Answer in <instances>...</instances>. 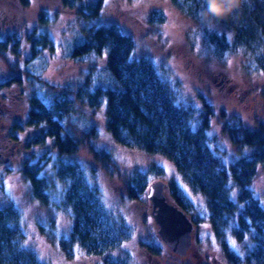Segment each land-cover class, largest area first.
Masks as SVG:
<instances>
[{
  "label": "trees",
  "instance_id": "obj_1",
  "mask_svg": "<svg viewBox=\"0 0 264 264\" xmlns=\"http://www.w3.org/2000/svg\"><path fill=\"white\" fill-rule=\"evenodd\" d=\"M82 1L84 4L79 5L77 13L87 19L98 16L105 6L104 0H61L60 3L76 7ZM169 1L189 20L207 26L200 18V13L207 8L204 0ZM19 2L25 7L29 4L28 0ZM233 2L234 12L216 23L225 26L232 37L213 27L211 32L206 30V39L215 44L219 53L243 49L248 68L264 73V0ZM165 18L161 9L150 12L151 22H162ZM36 27L24 38L0 36V56L5 58L12 43L17 50V45L24 42L31 51L29 58L40 55L51 39L45 33L35 35ZM135 48L134 37L117 23L92 27L90 36L75 48L74 54L107 50V68L121 82V87L91 90L84 86L75 90L76 97L84 102L86 97L92 106L106 100L107 130L117 143L129 149L165 155L174 162L184 182L195 193L206 195L208 214L205 219L222 239L231 264H264V205L253 191L259 169L264 166V121L251 127L241 116L230 117L223 113L220 131L213 133L211 118L215 112L211 104L204 100L200 106L195 102L178 103L171 85L161 76L158 63L148 56L133 57ZM24 75L33 78L34 74L18 67L13 76L0 77V94L13 85H22ZM30 100L22 129L8 136L2 151L10 159H19L18 169L29 181L34 198L48 202L55 178L64 183L59 206L70 208L73 216L72 229L62 238V246L69 256L79 247L87 254L101 257V264H130L131 252L123 245L134 234L133 224L119 211L105 206L100 185L89 179L80 161L65 158L86 145L96 162L104 168L119 170L113 153L90 144L91 138L97 137L94 131L84 132L79 139L65 132L62 119L76 112L74 100L69 95L62 93L49 103L46 97L34 93ZM197 113L201 121L196 124L193 122ZM22 125L16 124V127ZM31 127H41L42 131L28 141L22 139L19 132ZM48 142L49 149L58 153L56 159L44 147ZM223 143L236 148L233 156H227ZM19 145L27 150L28 156L24 159ZM164 171L159 164L136 170L124 184L125 196L138 201L147 193L151 183L149 175ZM167 185L169 198L179 207L189 215L197 209L179 181L173 179ZM22 218L21 210L14 204L0 207V264H47L36 250L25 246L27 234ZM199 218L200 215L191 217L194 224H198ZM228 236L240 242L249 239L245 256L230 247ZM150 241L149 238L142 240V245L160 254V245Z\"/></svg>",
  "mask_w": 264,
  "mask_h": 264
},
{
  "label": "rangeland",
  "instance_id": "obj_2",
  "mask_svg": "<svg viewBox=\"0 0 264 264\" xmlns=\"http://www.w3.org/2000/svg\"><path fill=\"white\" fill-rule=\"evenodd\" d=\"M28 1L25 7L19 0H0V36L19 35L24 38L37 26L35 35L45 33L51 39L50 44L34 59L29 58L31 51L26 42L17 45V50L12 43L5 58L0 56L1 78L13 76L18 67L34 74L33 78L24 75L22 85H13L0 94V207L14 204L21 210L27 234L25 246L36 250L47 264L102 263L101 257L87 254L79 247L69 256L62 246V238L69 235L73 225L71 209L59 206L65 191L64 183L55 178L48 202L34 198L29 181L18 169L19 159H10L2 151L8 136L22 129L24 116L30 110L27 105L31 104L32 94L44 96L51 103L53 98L65 93L74 100L76 109L75 113L62 119L65 132L79 139L84 132L94 131L97 137L91 138L90 144L111 151L119 167V170L104 168L93 159L86 145H81L75 154L65 156L71 161L83 162L89 179L100 185L103 201L106 191L110 208L122 213L133 224L134 234L123 245L124 249L131 252L130 264H231L222 239L212 231L205 219L208 214L206 195L195 193L184 182L174 162L165 155L129 149L117 143L107 130L109 115L106 100L92 106L86 97L85 102L76 97L75 90L84 86L91 90L97 87H121V82L107 68L108 51L92 50L74 54V50L88 39L92 27L105 23L119 24L136 41L133 57L148 56L158 63V70L171 85L178 103L188 105L195 102L200 106L204 100L211 104L215 112L211 118L213 133L220 131L223 113L230 117L239 115L251 127L264 121V73L248 68L243 49L217 52L215 44L206 39L207 26L189 20L169 0H104L105 6L100 14L89 19L77 13V8L84 1L76 7L63 5L61 0ZM90 1L96 0L87 2ZM154 9L164 11V21H150V12ZM214 27L232 37L225 26L215 24ZM209 44L211 51H208ZM195 121L196 124L201 121L198 113L193 123ZM16 124L22 125L21 128H17ZM41 131V127H31L26 128L25 132L20 131L19 135L28 141ZM49 144L46 143L44 147L49 149ZM223 144L227 156H233L237 151L232 145ZM20 148L24 159L28 156L27 150L22 146ZM49 152H52L54 159L57 158L56 150ZM153 164L161 165L165 171L163 174L152 172L149 175L150 182L161 179L168 184L176 179L196 204L197 209L190 216L200 215V218L193 234L191 254L187 252L180 256L163 248L157 241L158 225L150 216L147 193L138 201L125 196L124 184L128 176L136 170L148 169ZM57 185L63 189L58 200L55 199ZM253 186L264 205V166L260 167ZM165 191L169 195L168 188ZM148 238L150 243L160 245V254L142 245V240L144 242ZM227 240L232 249L234 242L239 252L246 255L248 238L240 242L228 236Z\"/></svg>",
  "mask_w": 264,
  "mask_h": 264
},
{
  "label": "water",
  "instance_id": "obj_3",
  "mask_svg": "<svg viewBox=\"0 0 264 264\" xmlns=\"http://www.w3.org/2000/svg\"><path fill=\"white\" fill-rule=\"evenodd\" d=\"M167 183L157 179L147 188L150 202V214L158 225L157 233L165 247L180 256L187 254L193 244L195 224L190 215L174 201L165 191Z\"/></svg>",
  "mask_w": 264,
  "mask_h": 264
},
{
  "label": "clouds",
  "instance_id": "obj_4",
  "mask_svg": "<svg viewBox=\"0 0 264 264\" xmlns=\"http://www.w3.org/2000/svg\"><path fill=\"white\" fill-rule=\"evenodd\" d=\"M233 0H208V7L200 13L203 23L215 26L221 20L227 19L235 10Z\"/></svg>",
  "mask_w": 264,
  "mask_h": 264
},
{
  "label": "snow or ice",
  "instance_id": "obj_5",
  "mask_svg": "<svg viewBox=\"0 0 264 264\" xmlns=\"http://www.w3.org/2000/svg\"><path fill=\"white\" fill-rule=\"evenodd\" d=\"M204 5H206V7H208V0H204ZM207 29H208L209 32L213 31V27L210 26V25H207ZM211 50H212V49H211V45L209 44V45H208V51H211ZM209 135H211V133H209ZM81 164H82V166H83V162H81ZM57 188H58V194H57V196L55 197V199L58 200V199L60 198V194H62V192H63V189L60 188L59 185H57ZM253 191H255V190L253 189ZM234 195H235V194H233V196H234ZM107 201H108V196H107V192L105 191V193H104V204H105V206L110 207V205H108ZM232 247L238 252V254H239L240 256H243V253H240V252H239V249L237 248V246L235 245L234 242L232 243Z\"/></svg>",
  "mask_w": 264,
  "mask_h": 264
},
{
  "label": "flooded vegetation",
  "instance_id": "obj_6",
  "mask_svg": "<svg viewBox=\"0 0 264 264\" xmlns=\"http://www.w3.org/2000/svg\"><path fill=\"white\" fill-rule=\"evenodd\" d=\"M152 220H153V219H152ZM154 223H155V222H154ZM196 227H197V224H195V227H194V233H195ZM156 231H157V229H156ZM156 234H157V238H158L157 241L160 243V245H161L163 248H166L165 245L161 243V240H160V237H159L158 233H156ZM194 241H195V240H194ZM192 247H193V244H192L190 250L188 251V254H189V253H190V254L192 253V252H191V251H192Z\"/></svg>",
  "mask_w": 264,
  "mask_h": 264
}]
</instances>
